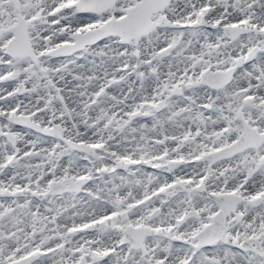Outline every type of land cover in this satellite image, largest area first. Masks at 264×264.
<instances>
[{
	"label": "snow or ice",
	"instance_id": "6c2138e0",
	"mask_svg": "<svg viewBox=\"0 0 264 264\" xmlns=\"http://www.w3.org/2000/svg\"><path fill=\"white\" fill-rule=\"evenodd\" d=\"M0 264H264V0H0Z\"/></svg>",
	"mask_w": 264,
	"mask_h": 264
}]
</instances>
